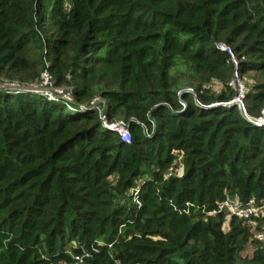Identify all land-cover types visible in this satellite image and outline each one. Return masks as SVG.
<instances>
[{
  "label": "trees",
  "instance_id": "obj_1",
  "mask_svg": "<svg viewBox=\"0 0 264 264\" xmlns=\"http://www.w3.org/2000/svg\"><path fill=\"white\" fill-rule=\"evenodd\" d=\"M221 43L262 116L264 0H0V83L71 91L0 88V264H264L244 219L208 213L264 198V125L224 104ZM96 96L130 143L81 108Z\"/></svg>",
  "mask_w": 264,
  "mask_h": 264
},
{
  "label": "built area",
  "instance_id": "obj_2",
  "mask_svg": "<svg viewBox=\"0 0 264 264\" xmlns=\"http://www.w3.org/2000/svg\"><path fill=\"white\" fill-rule=\"evenodd\" d=\"M220 49L229 54L231 61L236 65V70L233 78L229 82V85L237 91V95L229 102L224 104L227 105H238L240 110L254 123L258 125H264V112L262 116L253 118L249 116L247 107L245 104L246 96L249 92V81L245 76L240 72L239 65L241 58L236 53L232 45L228 43H221L219 45ZM244 59V57H243ZM9 88L15 92L22 91H34L43 95H46L51 100H58L60 97L69 99L71 91H66V87H60L55 84L53 76L45 71L42 74L41 80L33 83H20V82H11L8 80L0 83V88ZM189 91H193V88H189ZM69 101V100H68ZM107 100L101 96L94 97L88 105H81V108H91L97 110L100 114V118L104 127L116 132L120 137L130 143L132 141L131 133L129 129V124L123 119L118 120H109L106 114ZM71 109H74L73 105H69ZM172 168L169 170V173L165 176L166 178L171 174ZM139 188L132 189L131 193L135 195V200L139 203L137 193ZM190 206V203H188ZM187 211V210H185ZM228 212L229 215H235L238 218L244 219L247 225L253 231V238L264 243V229H257V220L256 218L262 217L264 215V198L257 199L255 197L250 198L247 202L240 201L239 198L226 197L222 202H219L218 208L209 211V214H216L218 212ZM189 212V211H187ZM227 225L225 224V227ZM92 253L90 251H83L81 254H75L73 256V261L71 264H88V259L91 257ZM121 264V263H118Z\"/></svg>",
  "mask_w": 264,
  "mask_h": 264
},
{
  "label": "rangeland",
  "instance_id": "obj_3",
  "mask_svg": "<svg viewBox=\"0 0 264 264\" xmlns=\"http://www.w3.org/2000/svg\"><path fill=\"white\" fill-rule=\"evenodd\" d=\"M243 76H245L246 77V79L249 81V83H252L253 81H252V75L250 74V73H245Z\"/></svg>",
  "mask_w": 264,
  "mask_h": 264
},
{
  "label": "water",
  "instance_id": "obj_4",
  "mask_svg": "<svg viewBox=\"0 0 264 264\" xmlns=\"http://www.w3.org/2000/svg\"><path fill=\"white\" fill-rule=\"evenodd\" d=\"M212 106H215V105H212Z\"/></svg>",
  "mask_w": 264,
  "mask_h": 264
}]
</instances>
